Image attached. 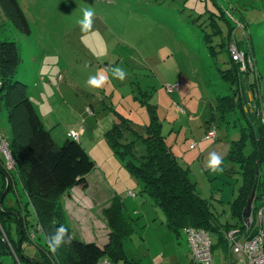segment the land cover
<instances>
[{"label":"rangeland","instance_id":"374dc122","mask_svg":"<svg viewBox=\"0 0 264 264\" xmlns=\"http://www.w3.org/2000/svg\"><path fill=\"white\" fill-rule=\"evenodd\" d=\"M18 1L30 22V34L20 31L0 13V40L15 41L19 46L22 62L17 78L34 86L35 82H40L36 71L54 64L56 68L50 76L54 85L49 83L45 95L51 96L55 105L50 104L45 113L41 112V117L59 144H63L70 130L79 131V142L96 164L88 175L86 188L75 187L69 192L70 196L66 194L60 199L67 208V223L73 234L77 237L80 228L84 233L102 231L100 225L107 220L103 214L106 207L101 203L109 199L111 204L119 195L124 202L122 213L134 227L130 238L122 239V248L133 262L115 260L111 254L104 260L109 264H139L134 261L191 264L187 235L182 232L181 238L175 237L162 209L153 205L149 194L141 191L142 185L128 169V157L124 159L113 150L106 132L121 118L126 119L138 135L146 134L156 115L163 124L167 143L198 181L202 196L214 203L221 222L226 223L230 203L238 194L242 177L238 162L226 157L228 146H218L235 138V131H228L213 106L218 96L232 92L220 78L218 68L226 69L229 65V40L243 41V28L237 25L242 20L241 12L252 24L256 60L264 72V0ZM85 8L95 13L93 28L88 33H82L78 24ZM230 25L235 27L231 28L234 32L229 39ZM209 33L213 34L209 44L215 48V54L204 41ZM113 67L125 70L124 80L111 76ZM100 71L109 76V81L102 88L93 89L87 84L88 78ZM253 78L252 75L250 81ZM176 83L179 87L168 92ZM7 116V110L0 113V130L11 138ZM230 119L236 123L235 119ZM214 128L216 137L207 139V132ZM123 141L136 142L137 156L146 154L145 144L129 131ZM250 149L247 146L245 152L249 153ZM211 152H216L222 161V171L215 174L207 168ZM8 171L7 186L11 183L17 196L8 195L5 203L8 206L18 202L25 204L27 194L18 168ZM6 191L7 187L4 196ZM67 201L72 202L71 215ZM94 201L100 205L87 206ZM28 210L30 229L37 228L33 207ZM20 213H24L22 207ZM230 222L236 224V219L230 217ZM210 234L215 244L214 262L225 264L228 247L219 241V235ZM109 236L106 228L104 240L100 242L102 247L108 243ZM40 244L45 245L44 239ZM39 248L36 244L29 245L26 252L34 256ZM51 255L53 262H57V257ZM2 259L13 264L11 257ZM99 264H103L102 261Z\"/></svg>","mask_w":264,"mask_h":264},{"label":"trees","instance_id":"16d2710c","mask_svg":"<svg viewBox=\"0 0 264 264\" xmlns=\"http://www.w3.org/2000/svg\"><path fill=\"white\" fill-rule=\"evenodd\" d=\"M0 13L23 33H31L30 22L18 0H0ZM233 27L230 25L229 39L234 32L231 29ZM246 28L247 25L244 31H247ZM249 36L245 32L243 41H238V45L252 53ZM204 40L212 54H215L216 50L209 44L208 36ZM230 41L231 39L228 44ZM229 61L231 67L219 69V75L232 92L226 96H218V103L214 106L216 112L220 113L221 121L231 118L237 107L244 113L243 106L247 96L240 93V86L244 85L249 76L257 77L252 73H258L257 69L254 72H242L230 53ZM21 62L18 44L15 41L0 40V113L7 110L12 137L3 135L10 144L9 149L27 194L25 204L18 202L14 206H8L5 203L8 195L17 196V190H12L11 183L7 186L8 170L17 168L8 166L7 158L3 153L0 154L3 156H0V201L6 187L8 188L0 204V264H9L2 259L7 256L12 258L13 264H99L107 254L114 256L115 260L122 258L133 262L127 258L122 248V239L130 238L134 227L122 213L124 202L119 195L103 210L111 228L109 241L104 247L75 237L72 233L60 199L76 186L86 188L89 185L88 175L96 164L79 142L80 137L75 139L67 135L63 144L56 142L29 97L28 85L17 78ZM257 80L249 82L252 90ZM259 80L262 82L261 78ZM262 101L264 102L263 94ZM153 109L152 107V112L156 114ZM244 120L246 126L241 136L230 143L228 151V159L239 164L242 184L230 203L231 212L230 216L227 215L226 223L221 222V215L214 210V203L202 196L199 183L190 169L184 167L171 150L163 134V124L156 115H153L146 134L138 135L126 119L119 118L112 129L106 132V137L116 153L124 159L128 157L127 167L142 185L141 191L149 194L153 205L162 209L167 226L177 239L181 238L187 227L201 228L219 235V241L228 247L223 232L243 225V212L256 185L255 204L264 194V122L255 110ZM237 122L236 120V124ZM127 131L145 144V155H136V142L123 141ZM247 146L251 148L249 153L245 152ZM30 206L36 213L37 228L33 226L30 229ZM21 207L23 215L20 213ZM230 217L236 219V224L230 222ZM61 226L68 230L71 244L62 246L54 254L57 262H53L48 241ZM37 236L39 242H36ZM42 239L45 241L43 246L40 244ZM33 244L40 248L34 256H30L26 247ZM214 246L215 244L213 248ZM134 262L140 264L139 261Z\"/></svg>","mask_w":264,"mask_h":264},{"label":"built area","instance_id":"2783aa9c","mask_svg":"<svg viewBox=\"0 0 264 264\" xmlns=\"http://www.w3.org/2000/svg\"><path fill=\"white\" fill-rule=\"evenodd\" d=\"M229 53L232 60L239 66L242 72H254L257 69L256 57L253 53L239 47L236 41L230 42ZM179 83L168 88V92H173L179 87ZM263 84L258 79L253 89V110L261 116L264 122V104L262 101ZM80 132L74 129L68 132V136L78 139ZM216 129H210L206 138L216 137ZM9 142L0 130V154L7 158V165L14 167L16 162L9 149ZM195 147V145H191ZM135 195V192H129ZM253 215L248 221L243 222L240 227H233L224 231L223 235L228 244L229 256L225 259V264H264V194L254 203ZM187 235L189 244V255L191 264H215L213 257L214 241L210 232L205 229L187 227L183 230ZM103 264H109L107 259Z\"/></svg>","mask_w":264,"mask_h":264},{"label":"crops","instance_id":"0c3cea01","mask_svg":"<svg viewBox=\"0 0 264 264\" xmlns=\"http://www.w3.org/2000/svg\"><path fill=\"white\" fill-rule=\"evenodd\" d=\"M239 17L240 18V22L237 23L238 26L242 27L243 28V34L245 35V32H248V34L250 35L249 36V40H250V48H251V51L253 53V55L255 56V45H254V42L252 40V24L248 23L245 19H244V16L241 14V12H239ZM216 23V22H215ZM217 25V24H215ZM236 25V26H237ZM245 25H247V31H244V27ZM210 34V33H209ZM211 36L213 34H210ZM210 35H205L204 39L206 38V36H208V39H209V42L211 41V36ZM205 41V40H204ZM207 45V44H206ZM208 46V45H207ZM209 47V46H208ZM211 52V50H210ZM212 53V52H211ZM256 57V56H255ZM256 64H257V70H258V73L256 72V76H254V78L252 79L253 82H255V80H257L258 78L262 80V84L264 85V72L262 71L261 67H259L258 63H257V60H256ZM59 65V64H57ZM231 67V62L229 61V65L227 66L226 69L230 68ZM34 68H36V65L34 66ZM56 67H54V64H48L47 67H44L43 68H40L36 71V77L37 79H40V82H35L34 83V86H29L28 84H32V82H28L27 80H23L24 83H26L28 85V94H29V97L31 98L32 102L34 103L35 107L37 108L40 116H41V112L45 113L47 107L51 106L53 107V104L55 105V102L53 100V98H51V96H46L45 95V88L47 86H49V83L51 84L50 82V76L52 75V72L53 70L55 69ZM219 69H222V68H218V71ZM57 71H61L59 69H57ZM250 77L246 79L244 85H241V91L240 93L243 95V94H246L247 96V100H245L244 102V106H243V110H244V113L242 112V110H240L238 107L236 108L237 110L235 112H233V116L231 118L237 120V124L234 122V120H231L230 118H228L227 120H222L221 122L223 124H225V126L228 128V131H230L231 129H233L235 131V138H231V140H228L224 143H218V146L219 147H223V146H228V148L230 147V143L236 139H239V137L241 136V132L243 131V128L246 126L245 124V120L244 119H247L248 116H250L252 113H253V90H252V87L249 86L250 85ZM22 81V80H21ZM40 85H42L43 88L40 87ZM52 86L54 85L53 83L51 84ZM40 87V88H39ZM264 90V88H263ZM230 94V93H229ZM228 94H225L223 96H226ZM238 95V94H237ZM222 97V95H220ZM263 98H264V92H263ZM35 100L37 102H35ZM49 103V105L47 104ZM218 102H215L213 104V106H216ZM45 104H46V107H45ZM264 104V102H263ZM264 106V105H263ZM93 109V108H92ZM239 115V116H238ZM234 122V123H233ZM211 124V123H209ZM209 126V125H208ZM47 128V127H46ZM50 130V129H49ZM52 132V131H51ZM236 133L238 134L237 137H236ZM53 135V134H52ZM169 145V144H168ZM171 147V146H170ZM217 147V146H215ZM171 150H172V147H171ZM173 151V150H172ZM174 153V152H173ZM175 154V153H174ZM226 157L228 158V153L226 154ZM178 158V157H177ZM236 172V171H234ZM89 181V180H88ZM76 187H80V186H76ZM75 188V187H74ZM136 193V192H135ZM68 196H70L71 194L70 193H67ZM13 198H15V196L13 195L12 196ZM81 201H82V198H81ZM109 199H107L105 202L101 203V205H103V208H107V206H109ZM97 205H100V204H97L95 203L94 201V204H92L91 202H89L87 204V206H90V207H93V208H96ZM105 205V206H104ZM64 207V210H65V213H66V220H67V216L68 215V212H67V208H65V205L63 206ZM67 207H69L70 209V215H71V212L73 210V206H72V202L71 201H67ZM104 210V209H103ZM105 218V216H104ZM106 219V218H105ZM101 223V222H100ZM68 224V223H67ZM103 225V226H102ZM100 225L102 231H89L87 230V232H83L82 229L80 228L79 230H77V233L78 235H80V237L77 235L78 238L82 239V240H85L87 242H95L96 244H98L100 247H102V243L100 242H103L104 239H102V236L104 234V232L106 231V228H107V231L111 232V228L109 227L107 221L106 222H103V224ZM70 226V225H69ZM71 228V226H70ZM72 229V228H71ZM73 230V229H72ZM73 233V231H72ZM98 233V234H97ZM76 237V236H75ZM102 239V240H101Z\"/></svg>","mask_w":264,"mask_h":264},{"label":"clouds","instance_id":"9594fccd","mask_svg":"<svg viewBox=\"0 0 264 264\" xmlns=\"http://www.w3.org/2000/svg\"><path fill=\"white\" fill-rule=\"evenodd\" d=\"M94 10L91 8H85L82 13V19L78 20L80 31L82 33H88L93 28V16ZM111 76L119 80H124L127 76L125 70L121 67H113L110 69ZM109 81V76L100 71L96 75L88 78L87 84L93 89L102 88ZM221 157L216 152H211L208 155L207 168L211 173L215 174L222 171ZM71 244V237L68 234V230L61 226L56 229L55 233L49 238L48 247L51 253L55 254L62 246Z\"/></svg>","mask_w":264,"mask_h":264},{"label":"water","instance_id":"95a60500","mask_svg":"<svg viewBox=\"0 0 264 264\" xmlns=\"http://www.w3.org/2000/svg\"><path fill=\"white\" fill-rule=\"evenodd\" d=\"M256 193H257V185L253 188L249 198H248V202H247V205L244 209V212H243V219L245 221H248L249 218H250V215L253 211V207H254V203H255V200H256ZM3 198H4V195L2 197V200L0 201V204H2L3 202Z\"/></svg>","mask_w":264,"mask_h":264},{"label":"bare ground","instance_id":"6f19581e","mask_svg":"<svg viewBox=\"0 0 264 264\" xmlns=\"http://www.w3.org/2000/svg\"><path fill=\"white\" fill-rule=\"evenodd\" d=\"M253 214H254V213H253V211H252V213H251L250 217H251Z\"/></svg>","mask_w":264,"mask_h":264}]
</instances>
